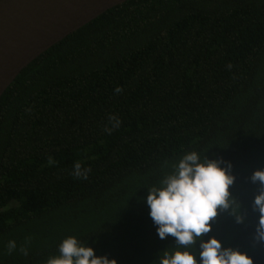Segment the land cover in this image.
<instances>
[{
    "label": "trees",
    "instance_id": "16d2710c",
    "mask_svg": "<svg viewBox=\"0 0 264 264\" xmlns=\"http://www.w3.org/2000/svg\"><path fill=\"white\" fill-rule=\"evenodd\" d=\"M190 151L232 163L244 218L220 210L204 238L264 264L249 179L264 167V0H126L29 62L0 96V264H47L69 235L159 264L175 242L143 198Z\"/></svg>",
    "mask_w": 264,
    "mask_h": 264
},
{
    "label": "clouds",
    "instance_id": "9594fccd",
    "mask_svg": "<svg viewBox=\"0 0 264 264\" xmlns=\"http://www.w3.org/2000/svg\"><path fill=\"white\" fill-rule=\"evenodd\" d=\"M122 91L120 87L114 90ZM113 127H119L118 118L111 116ZM106 131L111 132L110 128ZM51 162V161H50ZM232 163L223 159H209L196 151L184 153L172 166L171 171L158 184L147 187L143 198L159 239L174 238L175 247L163 250L159 264H253L254 258L239 247L224 246L210 233L212 221L220 210H231L237 223L243 216L233 208L235 203L229 191L234 183ZM90 169L74 164L73 175L87 178ZM251 183L259 184L260 190L252 200V210L258 213L257 225L252 235L255 245L264 247V167L253 171ZM10 242V247H14ZM47 264H117L107 254L96 255L87 241L74 235L66 236L58 245V255Z\"/></svg>",
    "mask_w": 264,
    "mask_h": 264
},
{
    "label": "water",
    "instance_id": "95a60500",
    "mask_svg": "<svg viewBox=\"0 0 264 264\" xmlns=\"http://www.w3.org/2000/svg\"><path fill=\"white\" fill-rule=\"evenodd\" d=\"M126 0H0V96L50 46Z\"/></svg>",
    "mask_w": 264,
    "mask_h": 264
}]
</instances>
